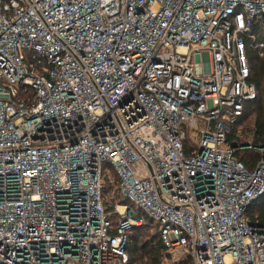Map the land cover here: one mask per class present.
<instances>
[{"label":"built area","instance_id":"obj_1","mask_svg":"<svg viewBox=\"0 0 264 264\" xmlns=\"http://www.w3.org/2000/svg\"><path fill=\"white\" fill-rule=\"evenodd\" d=\"M263 14L264 0H0V264H128L145 216L192 264H264L246 215L264 146L227 139L257 98ZM239 148L260 152L253 169Z\"/></svg>","mask_w":264,"mask_h":264},{"label":"trees","instance_id":"obj_2","mask_svg":"<svg viewBox=\"0 0 264 264\" xmlns=\"http://www.w3.org/2000/svg\"><path fill=\"white\" fill-rule=\"evenodd\" d=\"M252 33L257 36V42L264 43V14L253 21ZM247 53L251 67L249 81L257 88V98L246 101L243 114L230 126L228 143L234 146L251 144L254 147L264 146V47L254 48L247 45ZM235 157L253 169L261 159L256 148H239ZM110 190L106 191L109 195ZM116 199V198H115ZM115 200L107 202V210L112 213ZM250 222L264 224V195L253 201L246 210ZM114 227L118 224V214H111ZM155 222L145 216L143 222L133 225L127 231V250L130 256L128 264H162L164 259L170 260V254L155 228ZM172 264H192L190 256L173 260Z\"/></svg>","mask_w":264,"mask_h":264},{"label":"rangeland","instance_id":"obj_3","mask_svg":"<svg viewBox=\"0 0 264 264\" xmlns=\"http://www.w3.org/2000/svg\"><path fill=\"white\" fill-rule=\"evenodd\" d=\"M133 216L139 217V216H145V215L140 213L139 210L136 207H134ZM182 257H184V256H181V254H178L177 252H173L172 254H170V260L168 261L167 259H164L162 264H172L173 260H177V259H180Z\"/></svg>","mask_w":264,"mask_h":264}]
</instances>
